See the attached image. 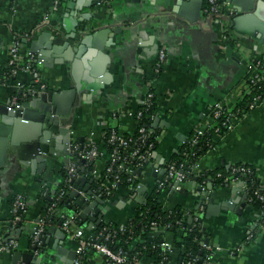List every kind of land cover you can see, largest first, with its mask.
I'll return each instance as SVG.
<instances>
[{
  "label": "crops",
  "instance_id": "1",
  "mask_svg": "<svg viewBox=\"0 0 264 264\" xmlns=\"http://www.w3.org/2000/svg\"><path fill=\"white\" fill-rule=\"evenodd\" d=\"M174 1L168 5L165 0H110L109 6L101 9L97 0H62L59 9L50 15V23L44 25V15L52 10L53 0L17 3L0 0V36L5 42V49L0 50V71L7 65L8 44L18 38L22 54L32 52L46 58L37 66L48 89L61 91L79 86L71 118L65 122L69 131L83 138L82 145L86 146L92 139L99 147L101 156L94 162L98 172H103L109 159L103 146L106 132L117 126L118 132L125 136L137 128L132 117H113L114 112L137 109L151 89L157 96V116L161 120L157 127L160 138L154 151L160 157L155 160L153 155L152 163L158 164L162 172L165 165L180 154L195 130L208 124L216 103L223 101L234 107L237 102L234 90L246 77V61L264 56V43L240 38L233 30L227 43H222V27L216 22L205 24L203 18L194 23L181 17L171 9ZM106 20L110 23H105ZM70 26L77 30L91 26L96 30L117 31L106 34L101 49L88 46L79 52V39L68 38L72 36L67 32ZM27 33H32L31 38H25ZM33 42L37 43L36 52L32 51ZM161 49L166 52V63L161 73H157ZM91 84L101 87L94 90ZM34 88L31 75L20 73L9 85L0 84V105L10 106L19 90L27 92ZM51 140L56 146L63 145V136L59 133L53 134ZM72 155L70 152L65 157L49 156L46 166L34 160L39 153L24 143V160L11 158L6 165H0V233L3 240L14 230L7 226L13 222L12 204L16 196L23 194L26 198V217L21 221L24 230L17 241V249L11 253H32L33 240L26 226L34 228L36 220L45 219L42 213L46 206L40 193L44 187L56 192L64 180L67 165L73 160ZM234 164L249 165L264 185V103L236 121L228 134L218 137L215 145L190 168L183 183L170 184L161 193L160 203L164 209H175L186 216L191 213L204 215L203 226L214 247L213 264H264V230L259 228L258 211L240 209L239 215L219 208L224 201H232L239 207L242 200L232 194L231 187L214 186L211 177L205 179V190H201L207 193L203 195L206 203L199 195L198 187L203 184L200 176L206 172L227 171ZM87 171L84 168L81 172ZM143 172L147 194L154 189L157 176H153L155 171L150 166ZM90 188L93 191V185ZM131 189L120 188L112 199L105 201L101 210L110 209L104 212L102 224L125 226L133 219L140 204L134 199L137 188ZM67 204L75 206L73 199ZM201 207H204L202 214ZM61 219L51 221L57 227ZM84 230L92 238L93 234L97 236L99 228L91 226V230ZM156 230L162 232L164 229L155 228L151 232ZM252 232H255V239L251 245L232 255ZM59 237L50 234L48 239L55 244L61 240ZM164 240L172 244V234L165 233ZM60 242L66 252L76 250L77 241L67 234L64 242ZM93 249H87L84 264H108L107 258ZM11 253L0 251V264H11ZM54 253L44 251L32 264H62L61 259L68 257L55 258ZM141 264H155V261L153 257H143Z\"/></svg>",
  "mask_w": 264,
  "mask_h": 264
},
{
  "label": "built area",
  "instance_id": "2",
  "mask_svg": "<svg viewBox=\"0 0 264 264\" xmlns=\"http://www.w3.org/2000/svg\"><path fill=\"white\" fill-rule=\"evenodd\" d=\"M21 0H12L13 3H17ZM62 0H53V8L50 12L44 15V25H48L50 23V15L55 13L61 4ZM98 6L102 8H106L109 6L110 0H97ZM202 18L204 19L203 22L205 24L213 25L216 22L220 27H222L221 31V38L222 43H227V39L229 38L228 35H232L233 31L231 29V21L234 16V12L232 11L230 4L226 0H207L206 4L204 5L203 0V7L201 10ZM26 39L31 38L32 33H27L24 35ZM7 65L6 67L9 68V72L5 73L4 70L0 71V84L7 86L9 85L13 79L17 78L20 73H28L31 75L33 82L35 83V88L40 90H46L48 87L45 83L41 80V75L39 69L36 67L37 63L43 64L44 57L42 54H35V53H27L22 54L20 50V41L18 39H14V41L10 42L7 46ZM257 59L258 62L256 63L255 67H261V60L258 58H249L246 61V77L243 82L239 85L238 88L234 90V95L237 97V102L242 100L245 94H248L255 84L257 78H259V73L255 72L256 70L252 66V60ZM166 63V52L165 50L161 49L159 52V60L156 68L157 73H161L162 68ZM18 85H20L18 83ZM155 93L150 89L147 93L145 100L143 101V106H146V110H149L154 103ZM157 102V100H156ZM261 95L256 96L253 99L252 104L249 106L250 110L255 109L257 106L263 104ZM19 106V98L17 96L13 97L12 105H10V109L12 107ZM235 106V105H234ZM234 107H229L227 103L221 101L216 103L213 106V110L210 113L208 118V124L205 127H199L195 130V139L192 141V144H195L198 137L202 136L207 129L214 128L217 134H220L222 126L227 127L232 130L234 123L239 121L241 118L238 117V112H234ZM158 109L156 113L153 115H149V117L154 120L157 116ZM156 114V115H155ZM113 117H119L120 115H127L132 117L137 123L143 119L144 113L142 110L139 109H131L127 110L126 112H114ZM225 115V119L223 120L221 127L219 126L218 121L221 119L222 116ZM146 127L139 128V136L135 140L133 137H126L121 135L119 132L113 131L112 136L108 139L110 145H112V150L110 154H107L110 163L106 164L103 172H98L94 168V162L101 156L99 147L94 144L93 140L90 139L89 143L86 146L79 143V139L76 135L69 131V136L71 140V146L73 147L71 153L73 154V160L66 168V178L64 180V186L59 190L58 194L56 195V201L52 205L49 211L53 210L57 205L64 201L76 181H78L81 177L92 180L93 181V193L92 196H87L86 193L80 191L81 196H83L87 202H92L96 199H103L104 201H109L112 199L114 194L120 189L123 188V180L122 174H127L129 176L128 182H135L137 183L136 188L143 186V178L145 177L144 174L145 169L147 167H152L154 169V173L157 174L156 183L154 189L158 192L164 193L170 184H181L183 183L188 175L190 174V170H184L183 164H177L176 162H169L168 165L163 169L162 172L161 168L157 164L152 163L153 150L154 145L150 144L147 149H145V142L147 138L146 134ZM133 134V133H132ZM225 136V135H224ZM223 137V136H220ZM160 138V134L158 136V140ZM135 145L136 147L131 151L129 156H123L122 150L129 149ZM137 157L139 160L138 162L134 163L132 158ZM107 161V162H108ZM87 169V172H81L82 169ZM229 169H231V174L234 176H238L239 174H252L254 171L250 166L245 164L240 165H232ZM138 170H142L139 175L136 174ZM187 172V173H186ZM217 177H222L221 174H218ZM230 178H227L228 181ZM231 185H236V179H230ZM201 190H205V179L202 181ZM244 183V182H243ZM264 188V185L258 186L255 190H253L254 196H256L260 201L264 203V195L261 192V189ZM250 187L247 183H244L243 191L247 195L250 191ZM247 192V193H246ZM251 198H247L246 202H251ZM201 214L204 211V207L200 208ZM259 213V220L258 224L260 223L261 219L264 217V211L257 210ZM27 206H26V198L23 194H18L12 204V213L15 219L13 223L17 224L18 222L22 221V217L26 215ZM200 215H197L195 220L199 219ZM61 218H64L63 223V230L67 235L77 241V258L73 264H84V255L87 252V249L94 248L100 254L104 255L107 260L108 264H141V259L138 257V253L132 258L129 259L126 255L123 248H115L112 249L110 245L115 244V240L118 234L123 233L125 231L126 226H117L113 224L104 225L99 228L97 236L95 238L88 237L84 228L80 225H77L79 221L78 213L70 215L66 217L62 215ZM48 219L41 220L40 223L36 224V233L33 238V245L40 244L39 238L42 235L43 231L45 230V222ZM180 223V222H178ZM156 225V224H153ZM259 228L264 230V226L259 224ZM255 239V234L248 235L245 240L235 249L232 251V255H237L241 253L247 246H250L251 243ZM2 234L0 233V241L2 242ZM18 247L17 241H10L7 244L0 245L1 252H9L16 250ZM163 257L159 263L155 264H172L169 261L170 255L173 252V244L163 243ZM202 247L206 248L209 253L207 254L206 260L202 261L200 257H190L184 264H213V249L214 247L210 245H205V242H202ZM153 248H156L154 246ZM36 255L38 252L35 253Z\"/></svg>",
  "mask_w": 264,
  "mask_h": 264
},
{
  "label": "water",
  "instance_id": "3",
  "mask_svg": "<svg viewBox=\"0 0 264 264\" xmlns=\"http://www.w3.org/2000/svg\"><path fill=\"white\" fill-rule=\"evenodd\" d=\"M140 1V0H139ZM234 12V16L231 21V29L240 38L253 39L255 41H260L264 43V0H226ZM165 2L170 5L171 0H165ZM203 7V0H175L171 9L174 13L179 14L194 23L202 19L201 10ZM76 20V26H78ZM105 23H110L106 20ZM66 29V28H65ZM110 31L116 32L113 29H101L96 30L94 27L87 26L81 27L77 30V27L73 29L71 26L68 28L67 32L72 33L68 38L76 39L78 38L81 46L79 52L84 50L88 46H92L95 49H101L102 39ZM78 34V35H77ZM51 35V34H50ZM63 39V38H62ZM61 40V39H60ZM26 42V41H24ZM112 43V42H110ZM35 42H33L32 51L36 52ZM113 44V43H112ZM111 45V44H110ZM66 46V44H65ZM5 49V42L0 36V50ZM48 56V55H47ZM46 59V58H45ZM45 66H50L47 63ZM51 67V66H50ZM101 86H95L91 84L90 88L94 90H99ZM79 86L71 90H31L24 92L23 90L18 91L19 106L12 107L8 105H0V165L4 166L8 163L9 159L13 158L16 160H24L22 156V147L24 143L36 153H39V157L36 156L35 161L38 159L47 166V158L49 156H66L69 154L73 147L69 146L71 144L69 130L67 129V122L65 120L71 118L72 110L76 101V95ZM159 116L156 117L153 127L157 128L160 125ZM61 134L63 136V145L56 146V144L51 140L53 134ZM79 142L83 144V138H78ZM21 142H24L21 144ZM154 158L157 160L160 156L157 152H154ZM24 158V159H23ZM67 161V160H65ZM158 165V164H157ZM142 170L136 172L137 175L140 174ZM164 172V171H163ZM40 173V172H39ZM154 177L157 174L153 175ZM196 181V180H195ZM91 185L93 181H88L87 179L81 177L78 181L74 183V191L67 193V201L73 199L75 206L68 205L60 215H65L66 217L78 213L79 221L77 225L83 226L84 228L91 230V226L95 228H100L103 223V214L110 208L106 207L101 210V207L105 205L103 199H96L92 202H87L86 199L81 196L80 191H83L87 196H92ZM244 183L239 181L236 185L231 186L232 194L237 195L242 200L241 205L238 207L236 203L232 201H224L220 204L219 208H223L226 211H231L236 214H241L240 209H252L251 206L247 205L246 199L247 195L243 191ZM200 191V196L202 195V202L206 203L204 194L201 193V186L198 187ZM55 194V190L52 191V195ZM135 201L139 204L143 203L146 199V188L140 186L137 188V197ZM213 202V199L210 200ZM202 202H200L202 204ZM199 205V207L201 206ZM204 216H202V220ZM41 219L36 220V224L40 223ZM64 223V218H62L57 227L53 224L51 219L45 222L46 225H50L45 228L42 235L39 238L40 244H35L30 247L32 253H22L20 251H9L12 255L11 264H32V262L44 251L52 250L54 251V257L61 259L63 255L68 256L66 260L61 259L62 264H73L77 258L76 250H71L66 252V248L63 243L66 234L62 230ZM22 222L10 223L7 228L14 230L10 231L5 235V239L2 240L0 244H7L10 241H19L21 232L24 230ZM37 226V225H36ZM36 226L30 228L27 225L32 241L36 233ZM206 231V227L203 229ZM50 234H57L60 236V241L52 244V240L48 239ZM96 234L92 235L95 238ZM59 240V239H58ZM210 239L205 240V245H210ZM38 252L36 255L35 253ZM37 260V259H36ZM36 264V262H34Z\"/></svg>",
  "mask_w": 264,
  "mask_h": 264
},
{
  "label": "trees",
  "instance_id": "4",
  "mask_svg": "<svg viewBox=\"0 0 264 264\" xmlns=\"http://www.w3.org/2000/svg\"><path fill=\"white\" fill-rule=\"evenodd\" d=\"M206 2L207 0H204V5L206 4ZM258 59L261 60V67H255L256 63L258 62L257 59L252 60V66L256 70L255 72L259 73V78H257L250 92L248 94H245L242 100L236 102L233 108L234 112H238L239 118L247 116V114L252 111L250 110L249 106L252 104L253 99L256 96L261 95L262 101H264V56H260L258 57ZM36 67L38 68L37 65ZM4 72H9V68L6 67L4 69ZM13 81H15V79H13ZM16 96H18L17 93ZM156 100L157 96L155 94L154 103L149 110H146V106H143V102L137 107V109L143 111L144 117L137 123L136 131L133 134H125L126 137H133L136 140L139 136V128L146 127L147 138L145 142V149H147L150 144H153V150H155L158 144V136L160 134L159 128L153 127V120L149 117V115H153L154 113H156L158 109ZM212 110L213 108L211 109V112ZM224 119L225 115L222 116L221 119L218 121L220 127ZM113 131H119L117 129V126L111 127L105 134L103 146L106 154H110V151L113 149L112 145H110L108 142V139H110V137L112 136ZM229 132L230 129L223 126L220 134H217L214 128H211L205 131L202 136H199L195 144H192V141L196 138L194 132L189 141L186 143V145H184L181 149L180 154L174 156L171 162H176L178 165L183 164L184 170H190L194 163L215 145V140L218 137L224 136ZM135 147L136 146L133 145L129 149L122 150V155L129 156L131 154V151ZM138 160L139 159L137 157L132 158V161L134 163L138 162ZM108 163H110V161H108L107 164ZM168 163L165 165V167L168 165ZM230 170L231 169H228L224 172H206V174L200 176V179L204 180L208 177H211L214 186L221 185L223 187H231L232 183L230 179L232 178L236 179L237 182L243 181L244 183H247L251 189L248 193L246 192L247 198L252 199V201L248 202L247 205L251 206V208H254L256 210L264 211V203L260 201L256 196H254L252 192L256 188H258L259 185H261V182L257 177V173L253 171L252 174H239L238 176H233ZM218 174H221L222 177H217ZM65 178L66 175L64 174V180ZM227 178L230 179L227 181ZM128 179L129 176L127 174H122L123 186L129 189L132 188L131 190L133 191L136 188L137 183L136 181L128 182ZM64 180L61 183L60 187L56 189L54 195H52L51 187H44V189L40 193V199L45 203L46 206V209L42 213V216H44V218L46 219H58L59 217H61L60 213L68 206V201L66 197L64 201H61L57 205V207L49 211L56 201V195L58 194L59 190L64 186ZM261 192L264 195V188L261 189ZM160 195L161 192H158L156 189H153L146 194V199L136 208L133 219L130 220L127 225H125V231L123 233L118 234L115 240V244L110 245L111 248H123L129 259H132L138 253V257L140 259L143 257H153L155 263H159L163 257L162 244L165 242V233H170L172 234L173 252L172 255H170L169 257V261H171L172 264H184L190 257H200L202 258V261L206 260L209 251L206 248L202 247V242H205V240L207 239V234L203 230L204 226L202 216L204 215H201L196 221L195 218L197 217V215H194L193 213L186 216L181 213V211H177L175 209L166 210L162 207L160 203ZM25 217L26 215L22 217V221L25 220ZM14 219L15 217L13 216L12 221ZM259 224L264 226V217L263 219H261ZM160 227H163L164 229L162 232H159V230L151 232L155 228ZM255 232H252L250 234H254ZM150 234H152V236L148 237ZM140 238H143V240H141ZM154 246H156V248H153ZM86 255L87 252L84 255V261L86 259ZM174 260H176L177 262L175 263Z\"/></svg>",
  "mask_w": 264,
  "mask_h": 264
}]
</instances>
